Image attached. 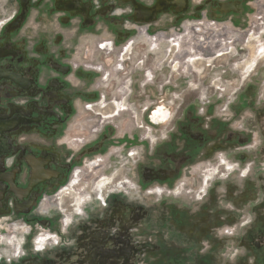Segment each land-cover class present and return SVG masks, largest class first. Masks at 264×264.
Returning <instances> with one entry per match:
<instances>
[{
  "label": "rangeland",
  "instance_id": "1",
  "mask_svg": "<svg viewBox=\"0 0 264 264\" xmlns=\"http://www.w3.org/2000/svg\"><path fill=\"white\" fill-rule=\"evenodd\" d=\"M177 1L0 0V51L71 69L6 116L67 113L13 135L62 177L0 211V264H264V0Z\"/></svg>",
  "mask_w": 264,
  "mask_h": 264
},
{
  "label": "flooded vegetation",
  "instance_id": "2",
  "mask_svg": "<svg viewBox=\"0 0 264 264\" xmlns=\"http://www.w3.org/2000/svg\"><path fill=\"white\" fill-rule=\"evenodd\" d=\"M71 4L72 3L70 2L69 4H66V2L58 3L59 7L62 9L66 8V11L70 9ZM186 5L187 3L185 0H178V11L183 12L182 10ZM233 7V5H225L223 8L229 12L233 11L231 10ZM137 13L139 14L140 19L145 21L153 17L152 13L154 12L148 8H143L138 9ZM201 30L203 31V29ZM200 34L203 35L205 33ZM43 51L44 50L41 48L37 49V53L39 54L44 53ZM202 51L206 53L208 50H206V47L201 48L194 45V53L191 56L201 57ZM23 53L24 50L22 47L12 49L7 48L0 51V119L3 120L2 123L4 125H13L12 128H9L0 134V211L5 209L6 204L9 206L8 200L10 199L12 200V204L16 206L15 208H17L15 203H18L19 201V203L23 204L27 200L28 203L26 205L29 204L28 208L20 210L17 208L18 211L22 210V212H26V210L30 209V207L36 205L39 200L38 196L42 194V192L45 194L48 192L49 188H55L57 181H59L62 177L60 173L53 171L52 168H48L53 161L52 155H54V153L47 157L41 155L36 157L34 153H30L33 151L31 149H36V151H40L39 153L42 154V151H45L46 149L44 150V148H41L40 145H36L31 142L18 145L15 143L13 135L21 129L26 131L27 129L34 127L37 128V131H39L41 127L44 129L50 127L51 138L56 139L59 127H62L66 121L67 113L62 111L63 109L61 110L59 108L60 115L57 118V121L49 115L19 117L18 119L10 121L7 119L9 117L7 115L10 114L11 108L13 107H15L13 110L17 111L16 108L18 103L13 98L15 96L25 97V95L36 92V96H31L29 100L32 102H38L37 105H39L43 98L42 92H59L67 89L66 86L64 87L62 78H50L49 81L45 83V86L40 85L38 71L41 67L44 66V68L48 71L57 72L59 76H68L71 73V69L69 66L64 65L55 58L51 59V57L46 58L43 62L39 60L32 64L33 60L26 57V54L23 56ZM21 63L23 64L22 66L26 68L28 67L26 66L28 64H30V68H34V70L30 72V75L20 70L19 67ZM81 74L82 77L86 76L88 78V74ZM67 101L68 100H66V103ZM61 107L63 108L62 104ZM26 113L28 114L29 112L26 111ZM11 153L14 158L12 162L13 166L15 162L21 163L23 160L26 167H24V165H16L11 169H7L6 156Z\"/></svg>",
  "mask_w": 264,
  "mask_h": 264
},
{
  "label": "water",
  "instance_id": "3",
  "mask_svg": "<svg viewBox=\"0 0 264 264\" xmlns=\"http://www.w3.org/2000/svg\"><path fill=\"white\" fill-rule=\"evenodd\" d=\"M12 124H6L0 123V134L4 132L5 130H8L9 128H12Z\"/></svg>",
  "mask_w": 264,
  "mask_h": 264
}]
</instances>
